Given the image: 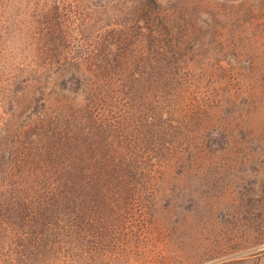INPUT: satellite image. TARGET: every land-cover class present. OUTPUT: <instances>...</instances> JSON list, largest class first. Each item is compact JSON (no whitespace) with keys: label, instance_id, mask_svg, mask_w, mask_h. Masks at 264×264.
<instances>
[{"label":"trees","instance_id":"trees-1","mask_svg":"<svg viewBox=\"0 0 264 264\" xmlns=\"http://www.w3.org/2000/svg\"><path fill=\"white\" fill-rule=\"evenodd\" d=\"M186 13L166 0H0V264H116L107 242L123 230L131 245L146 220L128 217L151 209L165 166L214 142L236 54L199 56L211 26Z\"/></svg>","mask_w":264,"mask_h":264},{"label":"rangeland","instance_id":"rangeland-1","mask_svg":"<svg viewBox=\"0 0 264 264\" xmlns=\"http://www.w3.org/2000/svg\"><path fill=\"white\" fill-rule=\"evenodd\" d=\"M166 2L185 8L193 25L209 21L195 39L199 56L237 61L220 73L214 142L165 166L151 209L128 217L146 225H135L129 247L127 231L114 248L108 240L107 255L116 253V264H256L264 253V0Z\"/></svg>","mask_w":264,"mask_h":264},{"label":"crops","instance_id":"crops-1","mask_svg":"<svg viewBox=\"0 0 264 264\" xmlns=\"http://www.w3.org/2000/svg\"><path fill=\"white\" fill-rule=\"evenodd\" d=\"M257 261L256 264H264V253L259 254L258 256H256Z\"/></svg>","mask_w":264,"mask_h":264}]
</instances>
